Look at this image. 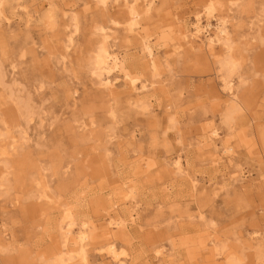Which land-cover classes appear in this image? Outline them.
I'll return each instance as SVG.
<instances>
[{"label": "rangeland", "instance_id": "1", "mask_svg": "<svg viewBox=\"0 0 264 264\" xmlns=\"http://www.w3.org/2000/svg\"><path fill=\"white\" fill-rule=\"evenodd\" d=\"M210 4L231 21L239 68L230 76L243 102L232 113L227 69L201 42L186 45L175 20L192 25L200 14L206 24ZM4 13L0 264H52L64 249L67 209L75 232L89 226L86 264H110V237L129 251L126 264H229L230 254L264 264V0H157L142 25L158 47V75L126 29L123 0H10ZM100 26L114 30L128 68L153 88L131 93L121 76L115 95L99 87ZM215 127L216 142L208 137ZM179 158L184 174L173 168ZM118 215L127 221L122 233L108 227ZM68 247L78 252L74 236ZM76 256L70 264H84Z\"/></svg>", "mask_w": 264, "mask_h": 264}, {"label": "bare ground", "instance_id": "2", "mask_svg": "<svg viewBox=\"0 0 264 264\" xmlns=\"http://www.w3.org/2000/svg\"><path fill=\"white\" fill-rule=\"evenodd\" d=\"M10 0H0V17H5V7ZM25 1V0H22ZM103 5H108L109 0H98ZM157 0H123V7L126 12V29L128 33L136 39L141 51L148 59V68L155 75L160 74L161 60L157 58L158 47L152 43V36L144 32L142 25V17L144 15H151ZM211 1V0H209ZM208 2V0H207ZM236 5L233 3V6ZM223 11L216 8L214 4H210L206 7V24H204V18L197 14L195 16L194 24H189L182 18H176L175 20L180 24V36L183 42L189 47H195L198 42H201L199 47L205 50L208 57L212 60L213 64L218 62L222 67L227 69L228 76L222 77L223 91L230 96V104L232 106V112L243 109V102L241 97L236 93L235 83L231 73L235 72L239 68V63L234 57V39L231 32V21L228 16L222 13ZM57 13L51 10L46 14L45 18L50 27L56 24ZM212 20H215L216 25L212 24ZM73 26L75 31L79 29V19L77 16L72 17ZM115 25L121 26L122 23L114 21ZM98 31L102 35V42L98 48L94 63H93V74L97 78L98 85L110 96L115 95L118 88L117 84L120 80L118 76H121L124 85L130 90L131 93L139 94L141 91L149 90L154 87V83L147 85L143 82L140 77L134 74L127 66V59L122 54V47L117 45V38L113 29L100 26ZM213 33V37H209ZM205 39V41H203ZM74 36L69 37L68 49L70 50L74 46ZM216 47L219 51H215ZM182 46H176L173 49L174 54H180ZM223 59L221 60V58ZM168 64L169 58H164ZM230 72V73H229ZM175 76V73H171ZM144 104V102L142 103ZM211 141H217L220 137L218 128L210 130L208 136ZM13 141L11 146L15 150V144ZM222 153L224 155H232L235 150L231 146H223ZM1 155H7L6 151H1ZM261 161L264 163V151L261 154ZM173 168L179 174L186 172L185 165L181 158L177 159L173 163ZM135 192L128 191L125 195V201L130 205H134ZM118 207V206H117ZM113 211L117 215L118 211ZM136 209L133 208V213H136ZM135 222V221H133ZM78 225L75 220L74 214L71 209L65 211V228H64V249L59 253L61 255L52 264H70L78 253L81 261L86 264L88 262L87 248L91 243V234L89 232V226L86 223L80 224L77 232L75 227ZM109 228H116L119 232H123L127 228V221L119 215L117 217L110 216L108 222ZM121 235V234H120ZM73 236L76 244L78 245V252L71 250L68 246L73 241ZM263 241V237L261 238ZM106 255L110 258V264H126L128 259L131 257L129 251L121 246L118 241L110 237L106 243ZM160 255L161 253L158 252ZM229 264H238L237 257L235 254L227 256Z\"/></svg>", "mask_w": 264, "mask_h": 264}]
</instances>
